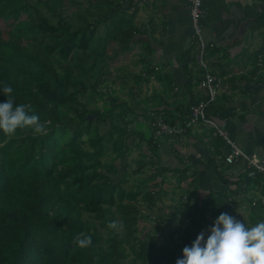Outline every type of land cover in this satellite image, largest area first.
I'll list each match as a JSON object with an SVG mask.
<instances>
[{"label":"trees","instance_id":"16d2710c","mask_svg":"<svg viewBox=\"0 0 264 264\" xmlns=\"http://www.w3.org/2000/svg\"><path fill=\"white\" fill-rule=\"evenodd\" d=\"M125 4L126 0H0V87L11 84L17 103L29 104L48 129L44 134L30 128L17 129L14 135L0 131V264H176L183 248L196 238L192 226L172 217L150 219L143 212L142 207L150 212L155 199L164 197L142 190L146 180L135 190L124 188L130 171L121 161L130 149L126 139L136 136L156 157L162 138L154 136L152 122L160 115L173 126L169 113L154 110L152 103L146 112L151 121L138 123L137 132L112 123L101 133L92 122L113 115L116 100L106 101L103 115L80 101L88 90L102 98L96 92L99 76L107 59L118 55L114 49L108 54V48L117 43L120 52H127L139 33L129 18L131 3ZM257 18L255 30L264 23L262 15ZM99 25L104 34H99ZM144 48L151 56L150 43ZM196 54L193 43L181 55L188 90L202 78L190 77ZM141 62L146 72L136 76L137 83L148 82L155 71L147 56ZM6 99L0 93V102ZM195 103L181 104L182 116L188 117ZM213 107H208V117ZM88 115H93L92 121ZM114 115L123 122V112ZM106 143L119 164L101 161L107 155ZM136 164L139 168L131 174L141 171L142 161ZM255 179L264 178L258 174ZM208 196L209 205L219 203L211 193ZM203 207L194 205L196 216L205 215ZM218 208L217 214L233 215L223 205ZM250 211L248 226L264 219L262 205ZM112 221L122 224L112 228ZM143 222H151V228L141 239ZM80 233L92 237L87 248L75 241Z\"/></svg>","mask_w":264,"mask_h":264},{"label":"crops","instance_id":"0c3cea01","mask_svg":"<svg viewBox=\"0 0 264 264\" xmlns=\"http://www.w3.org/2000/svg\"><path fill=\"white\" fill-rule=\"evenodd\" d=\"M131 1L143 7V15L151 9L153 15V21L142 25L139 30L142 38L146 36V27L152 32L150 45L153 53L150 56L147 52V60L149 67L157 68L151 74L153 83L148 80L152 86L148 98H152L153 102H146L145 112L152 103L153 109L158 111H162V105L165 104L169 121L177 126L182 125L187 116H182L183 110L181 111L179 106L197 103L205 98L201 89L202 92L195 90L198 85L196 82L192 89L186 88L189 76L183 73L182 69L181 55L195 43V37L191 40L188 1ZM263 3L264 0H204L205 11L202 19L203 37L209 46L204 60L218 85L217 98L211 104L214 107L210 116L228 132L230 138L243 151L258 161L264 160V63L262 68L258 66V56L262 55L264 59V23L259 30H255L253 26L260 24L257 15H262L264 21V13L258 7ZM237 18H240V22L250 19L251 25L245 35L237 32L230 37L225 32L232 25V20ZM141 41V44L146 42ZM197 47L198 43L196 49ZM214 50L216 52L212 55ZM144 56L146 54L142 55V58ZM142 72H146L145 66ZM203 74L204 70L197 64V67L192 68L190 77L197 81L198 75L202 77ZM154 81L157 83L158 92L154 91ZM158 93L161 98L159 100L156 96ZM166 98H170L168 104ZM208 131L207 126L198 124L187 128L182 135L162 138L155 162L160 163L161 169H167L165 174L172 172V175L179 176L178 181L182 186L189 180L187 175L194 171L195 178L199 179V185L207 191V196L209 193L217 194L212 191H220L219 195L227 194L220 195L223 199L230 196L229 199L232 200L228 199L227 206L226 200L222 202L226 211L229 206L243 204L250 208L253 201L256 202L255 206H261L264 200V179L248 180L242 161L232 165L225 164L222 157L227 147L220 137L214 133L211 135ZM171 152L178 157H173ZM185 167L187 171L184 173L182 170ZM157 176L159 181L164 179L161 172H158ZM164 180V185L168 186L166 179ZM176 186L179 188V184L176 183ZM260 213L258 211L256 216ZM248 216L252 218L251 213Z\"/></svg>","mask_w":264,"mask_h":264},{"label":"rangeland","instance_id":"374dc122","mask_svg":"<svg viewBox=\"0 0 264 264\" xmlns=\"http://www.w3.org/2000/svg\"><path fill=\"white\" fill-rule=\"evenodd\" d=\"M34 1V0H30ZM85 2V1H84ZM131 3V4H130ZM87 4V3H85ZM131 5L132 8L129 10V18L132 20V23L134 26L139 30H141L142 25L150 24L153 21V15H152V9L148 10V12H145V14H142L143 7L137 6V4L134 1L126 0L125 7L128 5ZM150 4V3H149ZM148 4V6H150ZM81 10H83V7H80ZM189 11V9H188ZM67 12H70L68 10ZM146 36L142 38V34L138 33L131 41L130 50L127 52H120L118 49V44L113 43L108 48V54H112L111 51L114 49V51H118V55L116 58L111 57L110 59H107V64L99 76V81L97 85V93H101L102 98L97 95L92 96V91L88 90L86 94V98H80L81 102H88V107L90 109H95L97 112L101 115H103V107L106 104V101L108 103L109 100L115 99V105L114 108V114H117L119 112H123V122H119L117 120L118 117L116 115H111L109 118L101 119L98 117V121L96 123H93V127H96L97 130H99L101 133H105L109 127L110 124L115 123L119 124L121 123L122 127H126L127 129H130L133 132H137V124L138 123H144L146 122L147 125L151 121L150 116H147L148 112L146 110L145 112V106L148 99V93L152 92V86L148 83H137L136 76L140 75L142 73V70H144V64L141 62L142 55L146 54L147 51L144 49V44H141V40L149 42L152 45V32L148 31V28L146 27ZM98 32L99 34H104V28L102 25L98 26ZM145 39V40H144ZM191 40H194L193 32L191 30ZM195 49L197 45V40L195 39ZM209 47L206 48V53L208 51ZM197 50V49H196ZM146 51V52H145ZM206 58V56H205ZM198 63V56L196 54V63L194 67H197ZM193 67V68H194ZM200 67V66H199ZM145 76V75H144ZM151 80V84L153 83L151 77L149 78V81ZM154 91L158 92L157 83L154 81ZM147 86V87H146ZM195 90L201 91L199 88V84L195 87ZM202 92V91H201ZM167 93L165 95L167 96ZM202 94H204L202 92ZM158 97V100L161 99L159 97V93L156 95ZM165 96V97H166ZM170 98H166L167 104ZM120 105V106H119ZM165 105V104H164ZM162 105V111L163 113L167 115L168 108L164 107ZM71 115V114H70ZM73 117V116H72ZM95 119V116H94ZM104 120V121H103ZM151 124V123H150ZM176 125V124H174ZM198 125V124H197ZM129 127V128H128ZM145 130H147L148 133V127H144ZM209 129L208 132H210L211 135H213V131L210 127H207ZM144 130V131H145ZM82 139H85L83 137ZM127 145H129L130 149L125 155L124 159L121 160L123 163H127L129 166L130 171H128L127 176V183L124 185V188L127 189H133L135 190L137 187V183L141 182V180H146L144 183L145 186L142 187V190L154 193L158 192L164 197H157L155 201L153 202V209H151L150 212L142 207L143 212L148 214L151 218L155 217H169L172 219H176L177 222H181L182 225L193 227L194 232L196 233V236L201 231H206L211 227V225L214 223L215 219L219 216L217 214V210L219 205H223V201H225L226 206L229 204V199L226 197L225 199L221 198L220 195H227V194H218L216 191H212V194L216 198L218 204H208V196L206 195V190L202 189L199 185V179L195 178L194 171L191 172L190 175H187L189 177V180L185 181V185H181L182 183L179 180V176L176 177L172 175L173 173H167L162 172V169L160 168V163L155 162V158L158 156H153L150 151L148 150V147L146 146L145 142L140 141L136 136L130 137L126 139ZM107 149H106V156L101 159L103 163H109L114 162L115 164H119V161H113L114 154L110 151V144L106 143ZM173 157H178L174 154V152H171ZM141 160L142 161V167L141 171L135 172L131 174L130 172L138 169V165L136 164V161ZM172 162V160H171ZM160 169V171H159ZM101 171H105L104 168H101ZM122 171V170H121ZM120 171V172H121ZM161 172V177L166 179L168 186L164 185V183L159 182V178L157 176V173ZM121 174H119L118 177H120ZM186 176V174H185ZM186 178V177H185ZM162 180V178H161ZM176 183L179 184V188H177ZM144 193V192H143ZM142 193V194H143ZM217 195V196H215ZM229 199V200H228ZM197 205L198 207H204L205 208V215H203L202 218L200 216H196V211L194 209V205ZM207 204V205H206ZM141 203H138V206L141 208ZM237 205V204H235ZM230 207V208H229ZM231 213L233 216L237 217L238 219H243L246 224H250V217L248 216L250 214V208L249 206L243 204L240 206H229ZM144 215V214H143ZM196 216V217H195ZM203 220V221H202ZM151 221V220H150ZM249 222V223H248ZM151 222H143L140 223L141 229H144L142 234H140V238L145 235L147 229H150ZM207 234V232H206ZM141 238V239H142Z\"/></svg>","mask_w":264,"mask_h":264},{"label":"clouds","instance_id":"9594fccd","mask_svg":"<svg viewBox=\"0 0 264 264\" xmlns=\"http://www.w3.org/2000/svg\"><path fill=\"white\" fill-rule=\"evenodd\" d=\"M13 92L11 84L0 87V93L7 97L0 102V131L14 135L17 129L30 128L34 134L46 133V123L29 104L17 103ZM118 223L122 224L112 221L110 226L117 228ZM75 241L87 248L92 237L80 233ZM176 264H264V219L248 226L243 219L221 212L209 229L183 248Z\"/></svg>","mask_w":264,"mask_h":264},{"label":"built area","instance_id":"2783aa9c","mask_svg":"<svg viewBox=\"0 0 264 264\" xmlns=\"http://www.w3.org/2000/svg\"><path fill=\"white\" fill-rule=\"evenodd\" d=\"M189 7V19L191 24V30L193 36L197 40V56L199 66L204 70V74L199 82L200 89L204 92L205 98L190 106L189 115L187 120L182 125H169L165 123L161 116H156V119L152 122L154 136L160 138L173 137L182 135L187 128L202 124L210 127L214 135L220 137L227 147L226 153L223 155L222 160L227 165H232L239 161L244 163V173L247 178L255 179L258 174L264 175V160L258 161L251 155L243 151L229 136L228 132L219 126V124L211 117L207 116L208 107L216 101L217 88L216 78L210 73L207 67V63L204 60L206 54V48L208 43L203 37V24L202 19L204 17V0H187ZM264 59L262 55L258 56V66L263 67ZM157 70V68H155ZM264 206V200L261 202ZM256 202L253 201L252 206H255Z\"/></svg>","mask_w":264,"mask_h":264},{"label":"water","instance_id":"95a60500","mask_svg":"<svg viewBox=\"0 0 264 264\" xmlns=\"http://www.w3.org/2000/svg\"><path fill=\"white\" fill-rule=\"evenodd\" d=\"M258 7H260L261 11L264 13V3L261 5L259 4ZM250 25H251L250 19L240 22V18H237L235 20H232V25L228 27L225 34L231 37L235 35L237 32H242V34L245 35V32L250 27ZM87 120L92 121L93 115H88Z\"/></svg>","mask_w":264,"mask_h":264}]
</instances>
